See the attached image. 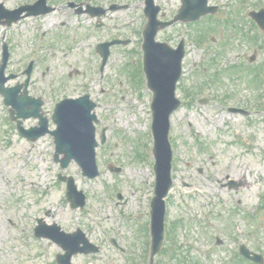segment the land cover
Here are the masks:
<instances>
[{
	"label": "rangeland",
	"instance_id": "rangeland-1",
	"mask_svg": "<svg viewBox=\"0 0 264 264\" xmlns=\"http://www.w3.org/2000/svg\"><path fill=\"white\" fill-rule=\"evenodd\" d=\"M125 1L129 5L107 21L123 22L136 13L132 11V5L140 0ZM94 2L106 5V0ZM116 2L119 5L125 3L123 0ZM155 2L160 12L163 11L161 20L171 19L180 6V0ZM208 3L222 4L209 19L202 17L199 24L197 21L182 26L181 23H174L156 34V40L173 46L181 30L187 32L189 40L185 44L184 77L179 81L182 90L177 88L176 94L182 98L186 89L193 92L192 102L182 104L171 115L170 140L175 160L172 163V189L166 197L165 220L175 223L176 233L173 235L174 244L164 247L165 243H162L156 255V264H182L181 261L188 264H233L235 248L240 243L264 254V113H233L223 103L233 102L252 108L253 102L261 99L260 89L250 86L247 75L240 67L264 62V34L258 38L257 46L252 44V36L256 34L252 25L247 23L246 15L250 9L264 8V0H209ZM23 20L22 29L16 25H0V56L2 43L5 40L10 42L5 75H14L6 80L7 87L22 82L20 70L32 55L33 38L38 32L34 18ZM37 21L41 24V19ZM141 21L143 19L135 20L122 33L130 40L125 46L113 47L104 76L99 77L95 71L99 57L94 47L99 40H110L115 34H120L116 31L98 32L81 46L67 50L68 47L52 43L56 34L52 33L56 30H46L43 43L47 46L41 48L40 57L34 62L30 89L44 94L42 111L48 118L50 129L54 128L51 121L54 100L88 93L96 102L98 127L108 128L110 143L98 147L97 177L86 179L73 161L61 170L52 159L53 138L48 134L31 142L34 148L30 149L29 141L15 131L14 122L6 124L5 105L0 95L2 264H53L57 254L54 252H63L50 240L34 239L32 234H27L28 231H20V227L25 230L33 228L37 224L33 219H42L48 225L58 223L65 231L72 232L76 227L83 229L90 241L103 245L100 257L93 264H130L129 256L134 257L130 255L131 249L133 255L143 252L139 238H146L154 174L148 168L152 165L149 145L142 148L149 141L148 100L151 93L137 68L142 55L137 50L140 45L137 31ZM69 24L63 32L64 36L75 38L78 32L84 31L81 20L77 23L70 21ZM198 26L205 29L206 37L198 33L202 30ZM197 37L200 39L198 44L194 41ZM136 50L138 53L132 52ZM252 54L255 60L249 63L247 58ZM131 56H134V65L129 62ZM136 68L139 72H135ZM73 69H77V74H73ZM131 75L137 78L135 86L132 85ZM119 80L129 83L132 97L117 102L115 95ZM261 82H264V77ZM200 88L210 92V101L199 102L206 95L198 92ZM138 89H141L144 98L135 102ZM214 96L219 97L220 103L213 101ZM260 105L264 110V103ZM36 125V118L22 121L25 128ZM115 131L119 133L113 135ZM109 157L115 159L112 162L121 166L122 170L109 171ZM58 173L73 178L76 188L85 195V209L70 208L65 199V183L58 181ZM237 173L241 174L239 176L243 181L231 178ZM141 174L145 177L142 178ZM229 181L237 187H228ZM245 181H249L250 185L244 186ZM143 185H146L147 191L142 196L146 189L141 192L139 189ZM118 192L120 199L116 198ZM6 219H11L13 223H8ZM86 219H98V223L87 222ZM124 219H135L136 234L128 223L123 224ZM109 233L121 244L127 245L128 251L120 255L111 245L107 237ZM217 237L220 244H215ZM39 243L47 246L48 256L37 254L45 250ZM87 261L88 257L82 254L72 257L73 264H87Z\"/></svg>",
	"mask_w": 264,
	"mask_h": 264
},
{
	"label": "water",
	"instance_id": "water-1",
	"mask_svg": "<svg viewBox=\"0 0 264 264\" xmlns=\"http://www.w3.org/2000/svg\"><path fill=\"white\" fill-rule=\"evenodd\" d=\"M182 9L186 10L188 7L193 6L194 0H182ZM204 0H196V2H203ZM201 6L200 3L198 7ZM205 7H202L200 13H204ZM200 13L191 15V18L197 17ZM154 31L152 33L147 32L146 41L144 43V71L148 80V84L151 88L161 90L162 83H168L173 81L170 74L158 73L153 66L158 62H164V55L159 48H156L154 44H151L153 40ZM162 47V46H161ZM173 59V57H172ZM158 61V62H157ZM17 89V88H15ZM0 90L4 93L7 99H10V92L0 87ZM16 101V100H15ZM84 101V100H83ZM172 91L165 94H157L156 100L152 105L153 110V125L152 131L155 139V145L153 154L156 159L155 173H156V188L155 196L152 200V216L154 225V242L155 249L158 247V242L162 238V219L164 213L163 197L165 196L167 189L170 186L169 181V159L168 147H167V118L169 113L176 107L172 103ZM174 101V100H173ZM20 104L18 101L13 103ZM21 104L23 102L21 101ZM80 105V106H79ZM19 107V106H16ZM31 110L25 111V115L32 114L33 106L28 107ZM92 108L91 104L86 102L69 101L59 104L55 110L53 119L58 126V129L52 134L55 137L56 150L58 153H63L64 158L60 159L61 167H66L70 160L76 161L82 168L83 174L88 176H94L96 174V168L94 164V128L91 124L92 116H89V111ZM27 112V113H26ZM24 113H22L23 115ZM34 115H37L36 111H33ZM23 115V116H25ZM42 127H45L44 122L41 123ZM55 161H58L55 158Z\"/></svg>",
	"mask_w": 264,
	"mask_h": 264
},
{
	"label": "flooded vegetation",
	"instance_id": "flooded-vegetation-1",
	"mask_svg": "<svg viewBox=\"0 0 264 264\" xmlns=\"http://www.w3.org/2000/svg\"><path fill=\"white\" fill-rule=\"evenodd\" d=\"M33 5L36 6L32 7ZM93 5V0H0V22L2 23L5 18L6 9L16 10L23 8L22 13L24 16L41 19L40 27L43 31V36L46 30L47 32L56 30L52 34L59 33V37L57 38L55 34L52 43L55 46L68 47L67 50H69L70 47L73 48L71 46L73 42H71V36L60 35V31L65 32V26L70 25L69 23L73 17L84 16L92 18L91 8ZM44 46H47V43L41 44V47ZM237 256L240 262H234L233 264H253L238 254Z\"/></svg>",
	"mask_w": 264,
	"mask_h": 264
},
{
	"label": "bare ground",
	"instance_id": "bare-ground-1",
	"mask_svg": "<svg viewBox=\"0 0 264 264\" xmlns=\"http://www.w3.org/2000/svg\"><path fill=\"white\" fill-rule=\"evenodd\" d=\"M20 25H22V26L20 27V28L22 29V28H23V22H22V21L20 22ZM244 174L246 175V172H245ZM239 175H241V174H240V173H237L236 175L232 174V178H233L234 180H240V181H243V179H242ZM244 185H245V186H249V185H250L249 181H248V182L245 181V182H244ZM189 186L192 187L191 184H189Z\"/></svg>",
	"mask_w": 264,
	"mask_h": 264
}]
</instances>
